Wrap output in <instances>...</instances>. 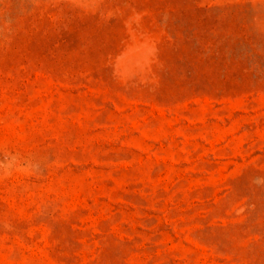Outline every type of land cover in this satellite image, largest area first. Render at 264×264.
<instances>
[{
	"label": "rangeland",
	"instance_id": "374dc122",
	"mask_svg": "<svg viewBox=\"0 0 264 264\" xmlns=\"http://www.w3.org/2000/svg\"><path fill=\"white\" fill-rule=\"evenodd\" d=\"M0 264H264V0H0Z\"/></svg>",
	"mask_w": 264,
	"mask_h": 264
}]
</instances>
